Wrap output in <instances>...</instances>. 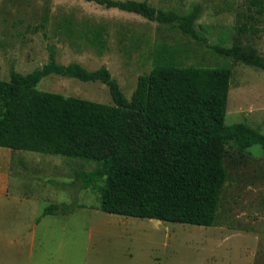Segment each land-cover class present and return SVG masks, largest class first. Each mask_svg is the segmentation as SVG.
I'll use <instances>...</instances> for the list:
<instances>
[{"label": "rangeland", "instance_id": "1", "mask_svg": "<svg viewBox=\"0 0 264 264\" xmlns=\"http://www.w3.org/2000/svg\"><path fill=\"white\" fill-rule=\"evenodd\" d=\"M136 1L180 15L199 5L193 25L198 38L176 24L85 0H0V80L9 81L12 70L25 75L42 67L52 47L59 64L76 62L90 71L106 67L130 98L137 78L152 67L153 47L163 42L175 49L182 66L230 68L225 124L264 134V70L211 49L239 44L264 58V17L250 0ZM65 22L73 28L105 24L104 50L70 38ZM37 89L112 104L99 81L50 74ZM225 148L227 181L217 219L203 227L104 213L98 209L102 181L85 188L80 180L99 167L96 161L0 147V264H264V152L259 145L242 149L232 141ZM50 204L73 210L44 216Z\"/></svg>", "mask_w": 264, "mask_h": 264}, {"label": "trees", "instance_id": "2", "mask_svg": "<svg viewBox=\"0 0 264 264\" xmlns=\"http://www.w3.org/2000/svg\"><path fill=\"white\" fill-rule=\"evenodd\" d=\"M118 9L150 22L176 24L197 39L193 25L200 14L194 6L184 14L164 11L147 1L85 0ZM264 17V4L250 0ZM70 38L101 53L108 36L103 23L65 22ZM49 61L28 74L10 72L0 80V147L96 161L99 167L82 173L85 188L98 186L99 210L120 216L212 227L227 181L223 164L226 142L242 149L259 145L264 134L244 124L227 126L225 116L232 71L228 67L182 66L166 43L151 51L152 67L137 78L130 98L102 66L87 70L76 62ZM220 56L264 70V58L251 47L212 46ZM50 74L107 86L112 104L40 91ZM77 206V205H75ZM72 206L50 204L43 215L67 214Z\"/></svg>", "mask_w": 264, "mask_h": 264}, {"label": "water", "instance_id": "3", "mask_svg": "<svg viewBox=\"0 0 264 264\" xmlns=\"http://www.w3.org/2000/svg\"><path fill=\"white\" fill-rule=\"evenodd\" d=\"M154 223H156V222H159L158 220H156V219H154V220H152Z\"/></svg>", "mask_w": 264, "mask_h": 264}, {"label": "crops", "instance_id": "4", "mask_svg": "<svg viewBox=\"0 0 264 264\" xmlns=\"http://www.w3.org/2000/svg\"><path fill=\"white\" fill-rule=\"evenodd\" d=\"M3 191L5 192L6 191V188H4Z\"/></svg>", "mask_w": 264, "mask_h": 264}]
</instances>
